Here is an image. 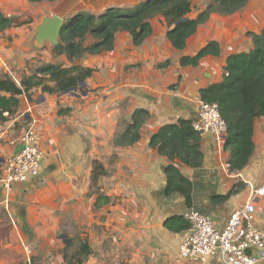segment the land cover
<instances>
[{
    "label": "crops",
    "instance_id": "1",
    "mask_svg": "<svg viewBox=\"0 0 264 264\" xmlns=\"http://www.w3.org/2000/svg\"><path fill=\"white\" fill-rule=\"evenodd\" d=\"M141 1L0 0L5 16L26 21L0 32L12 35L0 38V73L9 71L5 61L23 73L36 67L38 59L72 65L65 54H54L50 42L37 46L34 34L42 17L59 15L67 20L81 11L99 14L108 7L127 9ZM257 2L249 4L253 12L242 9L230 16L212 13L182 50L172 46L168 25L160 16L151 20L153 31L139 46L133 44L128 32H117L113 50L76 60L95 69L76 94H49L36 88L19 96L14 113L5 112L8 119L0 121V162L12 152L11 141L32 120L41 133L44 157L39 176L11 190L0 184V264H10L11 253L30 263L27 250L33 247L19 238L22 232L26 235L25 228L31 222L36 225L34 252L54 250V237L58 236L55 222L63 217L84 225L81 238L88 241L91 252L80 256V264H200L179 255L188 228L175 231L167 226L178 220L177 225L187 223L184 213L190 208L211 215L223 227L235 209L253 199L254 224L264 230V194L254 196L264 184V116L255 118L254 150L240 170L230 169V149L225 147V139L219 141L209 132L199 133L203 160L198 167L177 158L170 160L149 145L151 136L163 125L180 119L197 121L200 89L223 79L229 55L253 48L247 32L264 27L255 20L264 12L263 1ZM212 40L220 44L219 56L206 55L197 66L181 64L182 56L195 55ZM137 108L149 110L150 118L141 126L139 140L121 144L120 135ZM94 160L100 161L107 172L96 184L91 179ZM170 163L190 180L192 206L183 194L169 190ZM100 194L109 201L96 206ZM18 208L24 210L21 215ZM79 247L75 245L76 252ZM71 261L69 264H79L74 258ZM206 264L227 263L216 253Z\"/></svg>",
    "mask_w": 264,
    "mask_h": 264
},
{
    "label": "trees",
    "instance_id": "2",
    "mask_svg": "<svg viewBox=\"0 0 264 264\" xmlns=\"http://www.w3.org/2000/svg\"><path fill=\"white\" fill-rule=\"evenodd\" d=\"M248 1L210 0L195 17L189 16L192 0H142L127 9L112 6L99 14L81 11L67 19V27L62 28L60 41L53 47L55 55L65 54L73 62L72 65L44 62L32 68L30 72H24L19 82L7 73H0V121L8 119L4 115L5 112L9 115L14 113L20 95L29 94L36 88L49 94H65L74 88L81 89V81L92 76L95 69L78 64L76 60L86 54L95 55L113 50L117 32H128L133 44L139 46L153 31L151 20L160 16L168 25L167 37L172 46L182 50L188 38L195 34L198 26L206 22L212 13L233 14L242 9ZM24 23L26 21L20 22L17 17L5 16L0 11V32ZM247 35L253 41V48L229 55L223 79L200 89L201 99L218 103L227 122L224 145L230 149L231 170H240L248 164L254 150V121L256 117L264 116V28L259 32H248ZM220 52L219 42L212 40L195 55L182 56L181 64L197 66L202 57L209 54L219 56ZM149 118V110L135 109L131 122L120 135L119 143L129 145L139 140L140 128ZM192 123L180 119L177 123L163 125L151 136L149 145L170 160L177 158L191 167L200 166L203 160L199 147L200 132L194 129ZM106 173L104 165L94 160L92 183L96 184L99 177ZM167 178L169 190L183 194L192 206L193 190L190 180L172 163L167 166ZM229 194L220 197L225 198ZM108 201L107 196L100 194L95 205L99 206ZM178 222L180 220L167 223V226L175 231L189 228L187 220V223L181 222L177 225ZM90 252L88 241H84L73 257L80 264L83 261L80 254L89 255ZM34 264L42 263L38 261Z\"/></svg>",
    "mask_w": 264,
    "mask_h": 264
},
{
    "label": "built area",
    "instance_id": "3",
    "mask_svg": "<svg viewBox=\"0 0 264 264\" xmlns=\"http://www.w3.org/2000/svg\"><path fill=\"white\" fill-rule=\"evenodd\" d=\"M264 72V68H263ZM199 119L192 123L198 132H209L219 141L225 139L227 122L218 103L200 100ZM12 152L0 162V184L6 190L39 176L44 150L42 137L33 120L27 128L11 141ZM23 149L15 152L18 145ZM264 194V184L254 191ZM256 206L253 199L235 209L223 227L209 214L190 208L184 213L189 223L186 236L179 247L182 258L206 264L208 258L218 253L227 264H256L264 261V230L254 224Z\"/></svg>",
    "mask_w": 264,
    "mask_h": 264
},
{
    "label": "rangeland",
    "instance_id": "4",
    "mask_svg": "<svg viewBox=\"0 0 264 264\" xmlns=\"http://www.w3.org/2000/svg\"><path fill=\"white\" fill-rule=\"evenodd\" d=\"M251 1L252 0H249L247 2V4L242 9L243 10L251 9V5H249L251 3ZM262 1L264 3V0H262ZM209 2H210V0H192V11L189 14H191V15L198 14L201 10H203L204 7H206V5ZM254 2H257V0H254ZM259 3H260V1L257 2L256 4H259ZM262 5L264 6V4H262ZM262 5H259V6H262ZM259 6H257L254 9V11L256 9H258ZM254 7H255V5H254ZM254 7H252V8H254ZM242 9H240L241 11L238 10L236 12L237 13L238 12H242L243 11ZM251 11L253 12V9L249 10V12H251ZM229 16H230V14H229ZM156 18L157 17L153 18L152 20H154ZM255 20H256L257 24L264 26V12L258 13L257 16H255ZM257 20H260L261 23H258ZM30 25H32V24H30ZM249 26H253V25L251 23H249ZM263 28H261L258 31H254V32H259ZM31 30H32V28H31ZM248 32H251V31L249 30ZM28 36L30 37V35H28ZM8 37L12 38V35H6L5 33H1L0 34V38H8ZM48 44H50V43H48ZM44 62H47V60L38 59L36 61L35 65H38L39 63L41 64V63H44ZM10 63L11 62H9V61H5V63H4V65L7 64L9 66V68H8L9 71L6 72V73L9 74L13 79H18L19 80L20 76L23 74V72L21 70H17L14 67L10 66ZM26 63H27V61H26ZM9 72H13V73H9ZM27 126H29V124ZM27 126H26V128H27ZM23 212H24V210L22 208H18V211H17L18 215H21ZM15 217H18L17 214H15ZM14 221H15L14 222L15 224H18L17 220H14ZM20 223L22 224V222H20ZM31 223H32L31 225H28V227L25 228V230L27 229L26 232H25L26 235H24L23 232H22L21 233V238H19V239H24L26 244L30 243L31 245L28 246V247H33V248H30V250H27V254H28L29 260H30V261H28V262H30L29 264H34L35 262H38L39 259L47 260V262H49L50 264H59L58 262L62 263L63 261L64 262L62 264H65V262H66V264H69V263L72 262L71 260H73V258H74L73 254L76 253V251L74 249L75 245H79V244H81L84 241L81 238L82 237V231L84 230V225H82L78 221H71V220H68L67 218L63 217L62 220L58 221L57 223L55 222V227H57L58 236H57V238L54 237L55 240L57 239L56 243L53 244V249L54 250H49L48 249L45 252L42 251L40 253H36V251L34 252V244H35V241H36V237H35V235H36V229H35L36 225H34L33 222H31ZM16 241H14V242H16ZM21 244H22V242H21ZM80 255L82 257V254H80ZM20 258L21 257L19 255H15L14 253L13 254L11 253L10 260L8 262L10 264H17V263L25 264V262H23L22 259H20Z\"/></svg>",
    "mask_w": 264,
    "mask_h": 264
},
{
    "label": "water",
    "instance_id": "5",
    "mask_svg": "<svg viewBox=\"0 0 264 264\" xmlns=\"http://www.w3.org/2000/svg\"><path fill=\"white\" fill-rule=\"evenodd\" d=\"M185 19V18H183ZM67 20H64L63 17L59 15H53V16H44L41 19V22L36 25V30L34 34V38L36 41L37 46H43L46 42H50L53 45H57L60 41V32L62 28L67 27ZM81 88L85 86V80H82ZM70 94H76L77 88H74L73 90L67 92ZM23 145H18L15 148V152L20 151L23 149Z\"/></svg>",
    "mask_w": 264,
    "mask_h": 264
}]
</instances>
